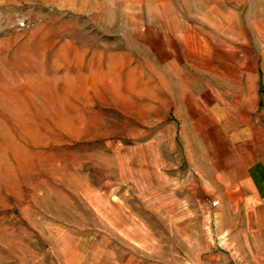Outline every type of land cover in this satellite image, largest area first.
<instances>
[{
    "label": "rangeland",
    "instance_id": "1",
    "mask_svg": "<svg viewBox=\"0 0 264 264\" xmlns=\"http://www.w3.org/2000/svg\"><path fill=\"white\" fill-rule=\"evenodd\" d=\"M179 3L0 0V264H188L218 249L209 182L151 70L152 16Z\"/></svg>",
    "mask_w": 264,
    "mask_h": 264
},
{
    "label": "crops",
    "instance_id": "2",
    "mask_svg": "<svg viewBox=\"0 0 264 264\" xmlns=\"http://www.w3.org/2000/svg\"><path fill=\"white\" fill-rule=\"evenodd\" d=\"M179 1L152 16V76L220 237L188 264H264V3Z\"/></svg>",
    "mask_w": 264,
    "mask_h": 264
}]
</instances>
